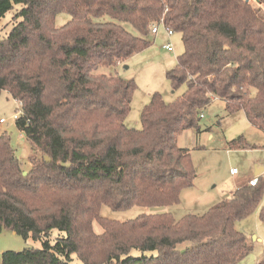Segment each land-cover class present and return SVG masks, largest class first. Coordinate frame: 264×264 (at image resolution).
<instances>
[{
    "label": "trees",
    "instance_id": "1",
    "mask_svg": "<svg viewBox=\"0 0 264 264\" xmlns=\"http://www.w3.org/2000/svg\"><path fill=\"white\" fill-rule=\"evenodd\" d=\"M254 1L0 0V19L15 9L11 28H0V91L18 101L15 125L33 153L23 174L10 136L0 134V232L41 242L1 252L0 264H235L250 252L235 222L262 200L260 174L202 214L121 221L100 209L178 204L196 177L178 136L200 129L214 99L264 133V0ZM58 12L70 15L62 25ZM161 21L183 43L166 77L185 88L169 103L153 93L141 127H129L135 81L96 70L149 46ZM259 217L264 223V203Z\"/></svg>",
    "mask_w": 264,
    "mask_h": 264
},
{
    "label": "rangeland",
    "instance_id": "2",
    "mask_svg": "<svg viewBox=\"0 0 264 264\" xmlns=\"http://www.w3.org/2000/svg\"><path fill=\"white\" fill-rule=\"evenodd\" d=\"M255 6L257 3L251 0ZM15 9L9 10L0 19V28L5 26L7 32L12 24L11 17ZM70 15L58 12L55 17L56 25L64 24ZM108 19V17H105ZM122 25L132 34L138 35L130 24ZM151 44L137 52L121 64L113 67H99L96 72L107 75L115 74L125 79H133L136 89L131 100L130 110L125 118L129 127L140 128V112L147 104L153 93L162 95L166 103L173 102L183 92L184 85L174 89L166 77V72L176 65V57L183 51V43L179 33L168 36L164 26L158 27L155 36L149 35ZM170 43L173 51H167L164 45ZM20 105L13 99L7 90L0 91V134L6 132L15 148L16 155L24 171L30 169V157L33 155L30 143L25 135L15 125L19 115ZM205 127L204 130L202 128ZM243 138V146H230L229 142ZM178 145L189 149L191 161L196 172V177L191 187L182 190L180 202L165 207H143L133 205L123 210L111 209L102 205V216L126 220L134 218L141 213H154L169 211L179 219L184 214H202L211 205L229 197L237 184L254 178L256 167H262L260 174L264 179V133L252 126L246 119L242 110L227 113L225 102L214 99L207 105L200 119V129H186L178 136ZM235 169L234 174L230 173ZM263 198L257 208L248 216L235 222L238 230L242 231L252 245L250 252L235 264H256L264 259V223L259 217ZM96 231L100 226L94 222ZM26 245L41 247L38 240L28 239L27 242L21 235L9 229L0 232V253L6 250L20 251ZM71 264H81L74 257Z\"/></svg>",
    "mask_w": 264,
    "mask_h": 264
},
{
    "label": "built area",
    "instance_id": "3",
    "mask_svg": "<svg viewBox=\"0 0 264 264\" xmlns=\"http://www.w3.org/2000/svg\"><path fill=\"white\" fill-rule=\"evenodd\" d=\"M160 25H162V21L159 22L158 24H154V25H152V26H151L150 33H151L152 35L155 34V33L158 31V27H159ZM162 26H163V25H162ZM164 28H165L166 33H167L168 36H171V35L173 34V31H172L170 28H168V27H166V26H164ZM164 48H166L167 50H172V49H173L170 43L164 45ZM0 121H2V120H0ZM235 172H236L235 169H231V170H230V173H231V174H234ZM256 182H257V178H252V179H250V180L248 181V184H249V185H255Z\"/></svg>",
    "mask_w": 264,
    "mask_h": 264
},
{
    "label": "crops",
    "instance_id": "4",
    "mask_svg": "<svg viewBox=\"0 0 264 264\" xmlns=\"http://www.w3.org/2000/svg\"><path fill=\"white\" fill-rule=\"evenodd\" d=\"M157 32H158V31H157ZM157 32H156L155 34H153V36H155V35L157 34ZM165 49H166V48H165ZM166 50H167V49H166ZM167 51H173V49H172V50H167ZM120 64H121V63H120ZM204 129H205V127H204L202 130H204ZM259 168H260V167H259ZM261 168H262V167H261ZM262 172H263V168H262L261 173H262ZM261 173H260V174H261ZM254 176H255L254 178H257V175L254 174ZM248 181H249V180L244 181V182H245L244 184H242V183L237 184L236 187H234V189H235V188H238V187H240V186H242V185H246V184H248Z\"/></svg>",
    "mask_w": 264,
    "mask_h": 264
},
{
    "label": "water",
    "instance_id": "5",
    "mask_svg": "<svg viewBox=\"0 0 264 264\" xmlns=\"http://www.w3.org/2000/svg\"><path fill=\"white\" fill-rule=\"evenodd\" d=\"M47 160H49V159H47ZM261 171H262V168L261 167L260 168L259 167H256L254 174L255 175H259L261 173ZM23 174H26V171H23Z\"/></svg>",
    "mask_w": 264,
    "mask_h": 264
}]
</instances>
